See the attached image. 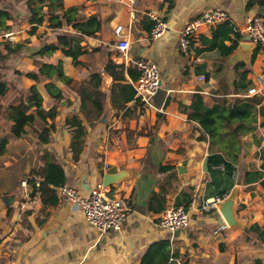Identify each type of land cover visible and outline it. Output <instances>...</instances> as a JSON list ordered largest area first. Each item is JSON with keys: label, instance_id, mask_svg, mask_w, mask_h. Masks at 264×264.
I'll use <instances>...</instances> for the list:
<instances>
[{"label": "crops", "instance_id": "crops-1", "mask_svg": "<svg viewBox=\"0 0 264 264\" xmlns=\"http://www.w3.org/2000/svg\"><path fill=\"white\" fill-rule=\"evenodd\" d=\"M48 3L0 0V12L7 14L5 29L0 30V83L6 88L0 97V264H253L256 259L264 264V244L248 231L253 224L264 230V171L261 178L246 182L248 173L261 171L264 160V113L259 111L264 107V48L255 45L253 54L257 46L260 51L249 64L233 61L237 47L225 55L218 46L222 31L211 41L221 25L196 33L186 56L178 43V31L187 22L218 9L227 11L233 30L222 44L230 47L236 40L239 44L244 37L237 28L246 19L264 20V0H138L133 18L119 0H62L65 9L77 8L80 20L96 18L97 32L88 37H80L65 24L50 29ZM30 9H42L46 17L32 22ZM150 14L168 26L157 40L150 37L154 24ZM116 26H122L121 37L114 33ZM58 36L81 39L77 65L64 49L38 54L44 45L56 44ZM121 40L129 42L125 52L117 48ZM141 59L156 65L161 89L167 92L160 110L140 103L133 87L138 79L127 73L128 69L139 72L136 62ZM59 63L64 75L78 83L99 73L106 93L102 115L92 125L85 123L84 148L77 160L70 148L72 129L65 121L79 114V97L56 76L38 81L26 76L38 73L44 64ZM238 63L249 69L244 81L236 70ZM118 66H123L129 86L120 111L112 107L109 92ZM33 86L42 108L58 112L47 143L38 138L45 126L38 119L26 125L20 137L11 132L10 107ZM251 89L255 91L249 93ZM214 100L226 109L215 110ZM245 104L254 108L249 116L232 118ZM219 118L232 124L223 129ZM46 153L62 169L63 186L73 187L83 198L102 185L104 173H127L125 179L106 187L128 209L119 230L98 232L83 211L63 201L57 190L55 204L41 201L36 189L42 179L32 178L31 173L44 166ZM214 171L227 175L226 180L218 179ZM31 179L34 186L28 182ZM22 181L27 184L24 188ZM162 186L165 207L154 213L149 209L150 197ZM235 187L237 216L245 230L227 226L217 207L203 208L206 200L221 198V202ZM182 192L191 198L189 224L170 233L159 226V220L175 208Z\"/></svg>", "mask_w": 264, "mask_h": 264}, {"label": "trees", "instance_id": "trees-1", "mask_svg": "<svg viewBox=\"0 0 264 264\" xmlns=\"http://www.w3.org/2000/svg\"><path fill=\"white\" fill-rule=\"evenodd\" d=\"M42 2L43 0H39ZM47 4V23L50 29H60L65 24L70 26L73 30L78 32L80 37L93 36L97 32L96 18L89 17L85 21H82L78 18V11L76 7H70L65 9L62 4V0H48ZM31 16L39 17L43 20V17H46V14L42 12V9H30ZM7 19V14L4 11L0 12V30L5 29L4 21ZM35 28L32 29V31ZM222 31V39L218 43V46H222L225 50V55H230L232 51L237 47L238 40L234 41L230 47L224 46L222 43L228 38L226 34L233 32L232 27L225 23L218 28V32L214 34L213 40L215 41L219 32ZM221 35V33H220ZM238 37V35L236 34ZM80 38L70 37V36H58L56 44H46L39 51L38 54H52L58 49H64V54L72 58L73 64H78V57L82 54L81 47L79 45ZM214 44V43H213ZM219 46V47H220ZM221 47V48H222ZM260 51L259 46L256 47L254 54L252 55V61H254L257 52ZM238 69H241L239 71ZM236 70L240 73L242 81L246 80L247 74L249 72L248 67L244 63H238ZM127 73L132 80H137L140 76L139 72L135 70L128 69ZM27 77L38 81L40 77L51 79L56 76L60 81L67 87H69L73 92L77 94L80 99V109L79 114L68 118L65 121V124L72 129L73 137L71 141V152L73 154L74 160L79 158L85 142L86 136V126L92 125L95 120H97L104 111L106 93L101 90L102 86V77L99 73H94L90 75L83 82H76L72 78H69L64 75L62 70V65L59 63L57 65H47L44 64L38 70V73H28ZM112 77L114 84L110 87V102L114 109L117 111L124 109V96L128 89V85L125 84L123 76V66H118L112 72ZM263 78H264V67H263ZM240 87L245 88L246 84H242ZM6 88L5 85L0 83V97L5 94ZM214 100V109L217 111L225 110L226 108H221L218 103ZM245 104L244 108L240 109L237 113H232V118L236 119L239 117L247 118L249 114L253 111V106H248ZM10 109L13 113L14 125L11 129V132L15 137H20L25 130L26 125L33 122L34 119H38L44 123V127L38 134V138L42 143H47L49 136L55 131L54 120L58 115L56 108H51L48 111H45L42 108V98L36 88L31 87L24 99L20 100L15 106H11ZM3 108L0 106V113ZM260 113H264V107L259 108ZM221 127L226 129L228 125L232 124L229 119H218ZM205 127H212V124L204 123ZM238 131V130H237ZM219 134L221 129L218 130ZM201 140H204V135L200 137ZM44 166L40 167L37 170H33L31 175L33 177H39L42 179L39 187L36 189L40 193V198L43 203H56L57 202V188L61 187L65 183V177L62 169L56 163L54 157L50 154H44L43 158ZM260 172H251L248 173L246 182L256 181L258 178L263 176L264 171V160L260 165ZM167 171L169 168H162ZM31 186H34V179L28 181ZM264 185V180L261 182ZM165 190L162 186L158 193L152 194L149 201V209L154 213H160L164 210L165 207ZM191 202L190 196L182 192L178 195L175 200L174 207L182 206L187 210ZM250 233H253L256 238L264 244V230L259 227L257 224H253L248 228ZM167 262H161L160 264H166ZM253 264H262L259 259L254 260Z\"/></svg>", "mask_w": 264, "mask_h": 264}, {"label": "built area", "instance_id": "built-area-1", "mask_svg": "<svg viewBox=\"0 0 264 264\" xmlns=\"http://www.w3.org/2000/svg\"><path fill=\"white\" fill-rule=\"evenodd\" d=\"M125 4L129 10L130 16L134 17V8L138 0H119ZM150 18L154 24L150 30L152 40H157L166 34L168 26L164 20L150 14ZM230 21L229 14L225 10H211L203 12L198 17L187 22L179 31V48L182 54L188 55L191 42L194 35L202 28L215 27ZM237 32L255 45L264 48V20L259 17H251L246 19L245 24L237 28ZM114 33L121 37L122 26H116ZM117 48L125 52L129 48V42L121 40L117 44ZM136 68L140 72V77L133 83L134 90L143 105H148L150 98L155 92L161 88V80L158 68L148 59H141L136 62ZM203 80V77H200ZM259 82H261L259 80ZM255 90H249L253 93ZM21 187L27 186L25 181L20 183ZM60 198L73 206L80 208L85 216L87 223L100 233L107 231H117L121 228L128 209L123 199L117 196H111L110 192L98 185L94 187L88 197H81L78 192L70 186H61L57 188ZM221 198L206 200L203 208H216ZM189 224V213L182 206H178L166 211L159 220V226L170 233H176Z\"/></svg>", "mask_w": 264, "mask_h": 264}, {"label": "water", "instance_id": "water-1", "mask_svg": "<svg viewBox=\"0 0 264 264\" xmlns=\"http://www.w3.org/2000/svg\"><path fill=\"white\" fill-rule=\"evenodd\" d=\"M255 49V44L243 40L240 42L236 48V52L233 56V61H242L246 64L250 63V58ZM167 92L159 88L155 94L150 98L148 104L160 110L163 106V103L166 99ZM101 122L105 121L104 119L100 120ZM206 163H204V170ZM127 177V173L124 171L117 172L114 174L104 173L102 177V186L110 187L114 184L119 183L121 180ZM237 197L238 189L235 187L218 205L217 209L222 217L223 222L232 228H239L245 230L244 224L239 220L237 216Z\"/></svg>", "mask_w": 264, "mask_h": 264}, {"label": "rangeland", "instance_id": "rangeland-1", "mask_svg": "<svg viewBox=\"0 0 264 264\" xmlns=\"http://www.w3.org/2000/svg\"><path fill=\"white\" fill-rule=\"evenodd\" d=\"M214 174H215V176H216L218 179H220V180H226V178H227V175L221 177V176L219 175L218 171H214ZM212 179H213V178H212ZM213 180H214V179H213ZM214 182H215V181H214Z\"/></svg>", "mask_w": 264, "mask_h": 264}]
</instances>
